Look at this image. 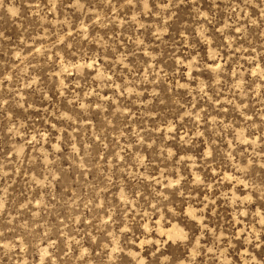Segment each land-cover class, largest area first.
<instances>
[{"label": "rangeland", "instance_id": "rangeland-1", "mask_svg": "<svg viewBox=\"0 0 264 264\" xmlns=\"http://www.w3.org/2000/svg\"><path fill=\"white\" fill-rule=\"evenodd\" d=\"M253 257L264 0H0V264Z\"/></svg>", "mask_w": 264, "mask_h": 264}, {"label": "clouds", "instance_id": "clouds-1", "mask_svg": "<svg viewBox=\"0 0 264 264\" xmlns=\"http://www.w3.org/2000/svg\"><path fill=\"white\" fill-rule=\"evenodd\" d=\"M145 7H147V5H145ZM10 11H12L13 15H16V12L12 9H9ZM197 135H199V133H197ZM169 155H171V153H169ZM145 243H149V241H145ZM249 243H251V241H249ZM252 264H260L259 261H256L255 257L252 258Z\"/></svg>", "mask_w": 264, "mask_h": 264}]
</instances>
